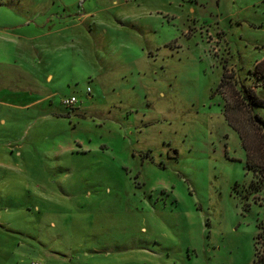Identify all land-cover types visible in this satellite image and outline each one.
Masks as SVG:
<instances>
[{
  "label": "rangeland",
  "instance_id": "374dc122",
  "mask_svg": "<svg viewBox=\"0 0 264 264\" xmlns=\"http://www.w3.org/2000/svg\"><path fill=\"white\" fill-rule=\"evenodd\" d=\"M15 34L57 96L0 106V264L253 263L264 130L238 90L264 99V0H0L1 65Z\"/></svg>",
  "mask_w": 264,
  "mask_h": 264
},
{
  "label": "crops",
  "instance_id": "0c3cea01",
  "mask_svg": "<svg viewBox=\"0 0 264 264\" xmlns=\"http://www.w3.org/2000/svg\"><path fill=\"white\" fill-rule=\"evenodd\" d=\"M191 1V0H186ZM122 3H125L123 1ZM184 4V2L182 3ZM92 17L91 14H83L80 18H87ZM15 33V31H14ZM41 36H34L37 39H43V36H46L48 34H40ZM8 37V36H7ZM14 37L17 38L19 41L22 40L23 42V52H21L24 56L20 59L22 62L20 64H13L15 62L11 59L7 60L6 63H3L1 65L0 63V93L5 94L6 99H11L13 102L8 101H1L0 100V106L7 107V108H13L15 110H20L22 112L32 110L39 106H44L46 102H50V98L54 97L56 98L57 92L56 90H53L50 88V85L53 84V82L56 79L55 73L48 72L46 75H39L36 72L33 71V68L31 66L32 62L31 59L33 57L30 56V51L27 53L28 50H31L32 43L36 42L34 40V37H27L25 34H15L14 36H11V40L4 41L8 44H15ZM47 37V36H46ZM12 54H16V52H12ZM14 56V55H11ZM39 60V59H38ZM37 63L40 62L36 61ZM37 76V77H36ZM28 82V84H26ZM35 84V86L33 85ZM26 85H29V87H26ZM32 87H35L36 89L32 90ZM88 89V88H87ZM34 91V92H33ZM87 91V90H86ZM91 90H89L90 92ZM88 92V93H89ZM40 94V97L36 99H31L29 97V94ZM52 105V103H50ZM61 104H62V98H61ZM63 105V104H62ZM64 106V105H63ZM43 108V107H42ZM75 109V110H74ZM72 111H80V108L78 105L73 108ZM67 116L63 113H53V117L55 118H61ZM69 117V116H67ZM7 123V119H2L1 124L4 125Z\"/></svg>",
  "mask_w": 264,
  "mask_h": 264
},
{
  "label": "trees",
  "instance_id": "16d2710c",
  "mask_svg": "<svg viewBox=\"0 0 264 264\" xmlns=\"http://www.w3.org/2000/svg\"><path fill=\"white\" fill-rule=\"evenodd\" d=\"M251 74H252L253 78L258 80V82H261V84H259V85H260V87H262L264 89V59L255 65V69L251 72ZM226 77H227V79H229L228 73H224V76L221 80L220 87L224 86L225 84H227L228 86H231L229 80L225 81ZM223 82H227V83L224 84ZM259 85L257 84V86H259ZM254 87L255 86L245 87L241 83L238 91H239V95L241 96V99L243 100L244 104H246L247 108L252 112L253 121L257 125H259L261 128H263V130H264V120L259 115H257L255 113L256 107H263L264 106V99L259 97V95L256 93ZM225 112H226L228 120L233 125L235 130L238 132L240 139L242 141L243 148L246 151V154L249 153L247 151L249 149H248V147H246V142H245L243 133L241 132V129L239 128V126L236 125L235 120L233 119L234 118L233 107L232 106L225 107ZM258 151H259V147L256 149L254 148V150H253L254 153H256ZM257 159H259V161L262 162V163H260V166H258L260 168L259 171H258V169L254 168L255 164L248 162V156H247L246 168L248 170H252L253 174H254V181H252V183L249 186L248 195H250V194H252V195L258 194L259 195L261 193H264V157H262V155L260 154V157H258ZM236 187H237V185H236ZM258 206L263 209V212H262L263 216H262V219H260L256 224L257 233L255 236V247L257 248V246L260 245L261 251L256 250L255 259H254L252 264H264V197L262 199V202H260L258 204ZM259 253H260V255H259Z\"/></svg>",
  "mask_w": 264,
  "mask_h": 264
},
{
  "label": "built area",
  "instance_id": "2783aa9c",
  "mask_svg": "<svg viewBox=\"0 0 264 264\" xmlns=\"http://www.w3.org/2000/svg\"><path fill=\"white\" fill-rule=\"evenodd\" d=\"M89 88L87 89V92H89ZM62 104L65 106V107H68V108H74L77 104H78V101H77V98L75 96H70V97H65L62 99ZM32 264H43V263H32Z\"/></svg>",
  "mask_w": 264,
  "mask_h": 264
}]
</instances>
